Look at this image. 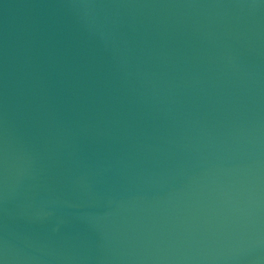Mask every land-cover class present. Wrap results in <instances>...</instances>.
<instances>
[{
	"label": "water",
	"instance_id": "1",
	"mask_svg": "<svg viewBox=\"0 0 264 264\" xmlns=\"http://www.w3.org/2000/svg\"><path fill=\"white\" fill-rule=\"evenodd\" d=\"M0 264H264V0H0Z\"/></svg>",
	"mask_w": 264,
	"mask_h": 264
}]
</instances>
